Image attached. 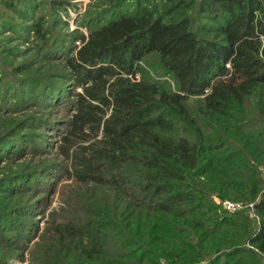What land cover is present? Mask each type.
<instances>
[{
	"label": "trees",
	"instance_id": "obj_1",
	"mask_svg": "<svg viewBox=\"0 0 264 264\" xmlns=\"http://www.w3.org/2000/svg\"><path fill=\"white\" fill-rule=\"evenodd\" d=\"M164 2L92 30L66 62L80 91L60 155L80 186L114 187L137 220L63 221L48 231L83 264H238L249 254L246 264H258L264 0ZM206 15L215 26H197ZM34 30L43 38L40 25ZM142 62L170 76L174 90L149 81ZM224 201L253 204L257 226L224 212Z\"/></svg>",
	"mask_w": 264,
	"mask_h": 264
},
{
	"label": "rangeland",
	"instance_id": "obj_2",
	"mask_svg": "<svg viewBox=\"0 0 264 264\" xmlns=\"http://www.w3.org/2000/svg\"><path fill=\"white\" fill-rule=\"evenodd\" d=\"M164 3L120 0L114 7L106 0H0V264H62L64 260L63 264H83L77 254L68 257L67 247L57 246L53 231H48L52 224L93 218L106 221L110 216L119 225L131 227L137 220L138 211L114 187L80 186L60 155L73 114V94L80 91L74 89L66 62L92 30L134 14L139 4L160 8ZM197 18V26H215L209 15ZM38 25L43 38L34 30ZM199 34L213 38L209 33ZM144 64L140 66L149 81L174 90L170 76L159 75ZM232 134L230 130L229 137ZM260 171L264 180L262 166ZM229 202L242 206L233 214H246L252 228L257 226L253 204ZM221 208L226 212L222 204ZM245 249L254 251L247 244ZM251 258L249 254L238 264ZM165 262L161 259L160 264ZM258 264H264V257Z\"/></svg>",
	"mask_w": 264,
	"mask_h": 264
},
{
	"label": "built area",
	"instance_id": "obj_3",
	"mask_svg": "<svg viewBox=\"0 0 264 264\" xmlns=\"http://www.w3.org/2000/svg\"><path fill=\"white\" fill-rule=\"evenodd\" d=\"M136 79H138V75L135 76ZM241 204L238 203H233V202H229V201H224L222 203V207L223 209L228 212V213H236L238 212L240 209H242V206H240Z\"/></svg>",
	"mask_w": 264,
	"mask_h": 264
}]
</instances>
